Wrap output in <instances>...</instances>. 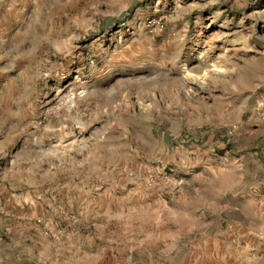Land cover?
<instances>
[{"label": "rangeland", "instance_id": "1", "mask_svg": "<svg viewBox=\"0 0 264 264\" xmlns=\"http://www.w3.org/2000/svg\"><path fill=\"white\" fill-rule=\"evenodd\" d=\"M0 264H264V0H0Z\"/></svg>", "mask_w": 264, "mask_h": 264}]
</instances>
